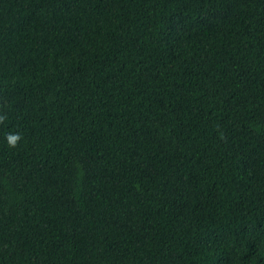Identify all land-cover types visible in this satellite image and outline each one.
Instances as JSON below:
<instances>
[{
	"label": "trees",
	"instance_id": "16d2710c",
	"mask_svg": "<svg viewBox=\"0 0 264 264\" xmlns=\"http://www.w3.org/2000/svg\"><path fill=\"white\" fill-rule=\"evenodd\" d=\"M0 113V264H264V0H0Z\"/></svg>",
	"mask_w": 264,
	"mask_h": 264
},
{
	"label": "clouds",
	"instance_id": "9594fccd",
	"mask_svg": "<svg viewBox=\"0 0 264 264\" xmlns=\"http://www.w3.org/2000/svg\"><path fill=\"white\" fill-rule=\"evenodd\" d=\"M7 119L6 113H0V124H3ZM22 136L19 132H8L5 135V141L10 148H16L21 141Z\"/></svg>",
	"mask_w": 264,
	"mask_h": 264
}]
</instances>
